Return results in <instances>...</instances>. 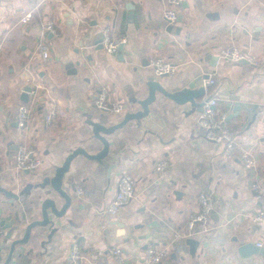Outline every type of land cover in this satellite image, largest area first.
<instances>
[{"label": "crops", "instance_id": "crops-1", "mask_svg": "<svg viewBox=\"0 0 264 264\" xmlns=\"http://www.w3.org/2000/svg\"><path fill=\"white\" fill-rule=\"evenodd\" d=\"M127 3L134 6L132 11L126 9ZM169 10L183 16V23L169 25L164 20ZM28 11L37 13L36 20L21 25L19 19ZM46 19L55 20L58 35L42 37L41 22ZM106 29L113 40L125 39V61L96 46ZM42 38L50 47L49 61H43L37 50ZM230 45L250 50L260 64L215 61ZM155 57L177 67L173 76L161 79L169 90L186 85L197 69L215 80L208 93L221 99L222 110L230 114L237 99L249 103L255 119L248 123L244 110L229 124L238 148L256 156L264 187V0H185L180 8L169 0H0L1 185L22 190L27 183L52 176L71 149L84 147L92 153L101 149L99 143L89 142L92 129L87 119L110 125L121 121L127 111L137 110L129 99L144 98L147 78H158L150 66ZM204 57L210 58L208 62L200 61ZM29 84L36 91L29 101L36 102L22 132L17 114L24 103L22 89ZM102 92L109 102L124 103L127 109L101 111L96 99ZM151 109L153 117L146 128L130 122L109 138L111 161L105 166L83 157L72 162L65 177V188L74 185L76 196L66 218L72 220L70 233L64 245L49 246L46 264H71L69 245L76 247L86 264H119L110 253L115 246L122 249L123 264H145L148 245L178 250L183 257L161 264H264V225L251 221L260 202L239 156H227L223 144L205 141L204 130L196 125L199 113L188 115V107L158 94ZM52 111L56 116L48 124L46 117ZM22 145L34 149L41 160L30 174L16 168V152ZM164 160L170 167L157 172L156 163ZM124 173L135 180L134 200L114 216L103 214ZM39 192L33 190L30 199ZM202 193L213 198L215 209L207 228L198 227L190 236L200 242L192 257L185 244L190 238L185 237L186 227L201 210ZM6 201L0 193V217L26 212L21 205L26 198L14 210ZM111 222L125 225L131 240L117 236L120 229ZM258 244L263 254L241 251L245 245ZM19 264L33 262L23 257Z\"/></svg>", "mask_w": 264, "mask_h": 264}, {"label": "water", "instance_id": "water-1", "mask_svg": "<svg viewBox=\"0 0 264 264\" xmlns=\"http://www.w3.org/2000/svg\"><path fill=\"white\" fill-rule=\"evenodd\" d=\"M125 7L127 10L132 11L134 6L127 3ZM177 22L183 23V16H179ZM166 30L171 32L172 28L167 27ZM52 36V34H49V37ZM103 40L104 36L102 34L96 42L99 50L103 49ZM123 54L124 45L121 44L115 55L121 61H125ZM208 59L210 58L204 57L200 61L208 62ZM214 60L219 61V57ZM243 63L247 64L246 62ZM192 74L194 77L186 85L171 90L165 86L163 80H161L162 78L148 77L146 81L147 95L142 99H129L130 103L138 106V109L127 111L121 121L115 124L107 125V121L96 122L89 117L86 121V124L92 129L89 142L99 143L101 149L93 153L84 147L71 149L63 164L54 168L52 176L44 177L36 183H27L22 190H11L0 183V193L4 195L7 200L6 203L13 210L17 208V204L21 202L22 198L28 200L21 203L26 212L22 214L15 212L5 218L0 217V264H19L20 259L23 257H28L33 264H46L49 246H62L66 243V233H70L69 227L72 224V220L66 218H68L67 216L73 208L76 197L74 195V185H71L68 189L65 188V177L70 172L72 162L78 157H83L86 160L95 161L100 166H105L107 161H111L110 149L113 143L109 138L117 131L125 129L130 122H133L137 128H146V124L152 120L151 107L157 101L158 94L173 101L178 106L188 107V115L200 114L203 111L207 95L205 81L209 80L211 75L203 71L198 73L197 69ZM32 90V84L23 87L21 100L24 103L29 101ZM209 98L207 97L206 100H209ZM244 110L248 113L246 118L248 123L249 120L251 122L255 119L254 115H251L249 103L237 99L234 101L231 113L228 115V121L240 117ZM145 132L154 133L149 130H145ZM90 147L94 148V145H90ZM25 173L30 174L31 172L27 171ZM33 190H39L40 192L31 200ZM28 215L31 217L28 218ZM111 224L119 227L120 231L117 232V236H126L125 225L119 222H111ZM135 229L137 228L134 227L131 233ZM130 240V237H125V242ZM185 244L189 247L190 255L192 257L196 256L200 242L190 237L185 239ZM26 247L28 249H25ZM73 249L74 245H69V259ZM249 250L263 254V249L257 245H245L241 249V251ZM177 251H171L166 261L183 259V257L179 258V251Z\"/></svg>", "mask_w": 264, "mask_h": 264}, {"label": "built area", "instance_id": "built-area-1", "mask_svg": "<svg viewBox=\"0 0 264 264\" xmlns=\"http://www.w3.org/2000/svg\"><path fill=\"white\" fill-rule=\"evenodd\" d=\"M185 0H169L171 6L180 8ZM36 14L34 11L25 12L19 19L21 25H29L36 20ZM164 20L169 24L173 25L178 20V13L174 10H169L164 14ZM41 22V20H40ZM42 25V37L47 34L53 36L58 35L56 22L53 19H46L45 22H41ZM103 49L109 54H116L118 47L124 44L125 39L113 40L110 30L106 29L103 32ZM37 50L41 55L43 61H49L51 58L50 47L45 38H42L39 43ZM219 59L234 62L243 63L246 62L254 67H257L260 62L259 59L248 49H241L235 45H230L222 49L218 55ZM150 66L154 71V75L158 78L173 76L177 67L170 61L155 57L150 61ZM215 85V80L210 76L209 80L205 81V87L207 89V95L205 97V104L203 111L199 114L196 121V125L204 130V140L207 142H213L217 144H223L225 146V154L227 156L238 155L244 168L247 170L251 177L250 189L253 191L260 202V208L252 215L251 221L254 224L263 226L264 225V187L261 184L259 178V164L256 156L252 151L247 149H239L236 135L232 130L228 121V111H224L219 108L221 99L215 96L209 95V90ZM31 96H36V91L32 90ZM210 97L209 100H206ZM37 99V98H36ZM32 100V99H31ZM23 103L18 110L17 123L18 128L23 132L29 126L32 109L35 105V100ZM35 101V102H34ZM97 107L108 113H120L125 111L127 105L121 102L111 103L107 99L105 93H100L96 99ZM56 116V112L52 111L47 117L46 122L51 124ZM41 165V160L35 156V151L31 147L22 145L18 147L16 152V168L19 172H34ZM170 167V163L167 160L156 163L155 170L157 172H163ZM135 180L130 173H124L120 176L118 181V191L115 198L109 203L107 208L102 212L103 214L114 216L124 206L129 205L135 198ZM77 192L81 195L82 190L77 189ZM201 205V210L196 215L192 216L186 227V236L190 237L198 227L206 229L208 226L209 218L211 213L215 209V201L210 195L200 194L198 197ZM1 230V229H0ZM262 246V244H258ZM169 248H159L155 245H148L145 250V264H161L170 254ZM110 253L114 259L119 263H124L122 249L115 246L110 248ZM70 260L73 264H86L84 258L80 255L76 247L73 249Z\"/></svg>", "mask_w": 264, "mask_h": 264}]
</instances>
